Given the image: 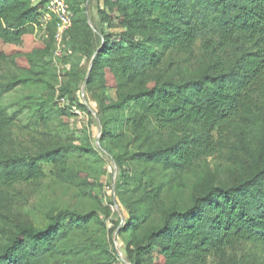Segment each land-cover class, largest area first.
Segmentation results:
<instances>
[{"label":"rangeland","instance_id":"obj_1","mask_svg":"<svg viewBox=\"0 0 264 264\" xmlns=\"http://www.w3.org/2000/svg\"><path fill=\"white\" fill-rule=\"evenodd\" d=\"M65 3L68 25L45 0L32 32L1 49L0 90H6L0 104L13 120L4 151L35 154L59 147L63 152L60 161L42 164L41 177L4 189L0 247L17 225L40 228L66 209L91 217L84 227L69 229L60 251L43 264H155L157 248L147 236L168 213L184 211L211 187L230 186L255 164L264 165V118L245 138L221 129L218 151L189 168L139 160V152L170 145L181 133L156 132L133 94L195 79L209 70L210 59L200 40L190 53L161 50L151 42L149 51H156L160 62L132 78L118 67L127 54L123 32L130 8L104 0ZM152 34L135 31V39ZM105 42L118 49L114 69L87 83L92 59ZM205 264H264V248L241 242L209 254Z\"/></svg>","mask_w":264,"mask_h":264},{"label":"trees","instance_id":"obj_2","mask_svg":"<svg viewBox=\"0 0 264 264\" xmlns=\"http://www.w3.org/2000/svg\"><path fill=\"white\" fill-rule=\"evenodd\" d=\"M44 1L0 0V55L4 44L32 32ZM104 1L130 8L123 32L127 54L118 62L128 76L136 78L160 62L161 56L149 51L151 42L161 50L190 53L200 40L210 59L209 70L195 79L133 94L156 132L181 133L170 145L139 152V160L183 170L218 151L221 129L244 138L253 132L264 118V0ZM100 14L104 19L103 10ZM143 29L154 34L135 39V31ZM117 51L109 42L100 47L87 83L112 72ZM12 125L0 104V197L16 182L41 177L42 164L60 161L63 152L58 147L35 154L7 153ZM90 217L63 209L43 227L17 225L0 247V264H43L60 251L68 230L84 227ZM147 242L157 248L155 264H205L209 254L241 242L264 248V165L255 164L246 178L230 186L211 187L184 211H171Z\"/></svg>","mask_w":264,"mask_h":264},{"label":"built area","instance_id":"obj_3","mask_svg":"<svg viewBox=\"0 0 264 264\" xmlns=\"http://www.w3.org/2000/svg\"><path fill=\"white\" fill-rule=\"evenodd\" d=\"M49 9L52 13H55L63 26L69 24L70 13L68 7L66 6L65 0H47Z\"/></svg>","mask_w":264,"mask_h":264}]
</instances>
